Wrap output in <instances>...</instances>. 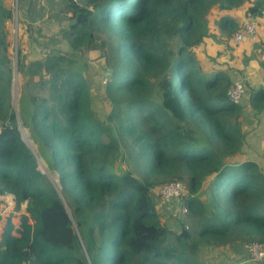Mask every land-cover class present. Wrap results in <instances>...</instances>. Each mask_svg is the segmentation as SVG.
<instances>
[{
	"label": "trees",
	"instance_id": "1",
	"mask_svg": "<svg viewBox=\"0 0 264 264\" xmlns=\"http://www.w3.org/2000/svg\"><path fill=\"white\" fill-rule=\"evenodd\" d=\"M246 1L257 32L264 0H65L71 16L61 37L72 51L105 37L99 47L110 69L102 84L110 110L100 119L85 74L72 55L52 48L26 64L17 49L25 81L16 111L6 24L12 8L0 0V195L11 194L16 208L25 203L17 227L5 219L0 264H201V244L264 243V174L240 156L242 110L226 96L231 79L222 67L243 63L241 42L230 39L241 24L227 14L216 20L225 49L208 56L206 72L195 53L209 35L212 6ZM247 101L264 110V87H248ZM19 120L61 196L38 168ZM122 152L139 175L119 165ZM183 176L180 198L192 229L173 231L151 189Z\"/></svg>",
	"mask_w": 264,
	"mask_h": 264
},
{
	"label": "rangeland",
	"instance_id": "2",
	"mask_svg": "<svg viewBox=\"0 0 264 264\" xmlns=\"http://www.w3.org/2000/svg\"><path fill=\"white\" fill-rule=\"evenodd\" d=\"M28 1H30L29 10L31 7H34L37 15L35 16L33 14L34 16L29 18L25 12V4H21V0H18L17 13H14L12 10V20L6 23L9 24L8 33L11 41L8 48L12 66L10 88L12 96L11 104L15 107L16 111H18V99L25 81V75L16 70L17 49L19 50V60L26 64L32 59L43 57L45 53L52 48L72 55L74 61H76L79 66V70L85 74L87 79L91 94V106L98 117L104 119L110 110L108 100L104 96L102 85L106 80L105 76L108 77L110 69L107 67V60L105 59L106 47H99L101 40H105V37H103L104 34L97 37L95 41L92 42L91 47L83 46L80 50L72 51L67 41L61 37L62 29L68 25L69 16H71V12L65 8V0H25L24 2L27 4ZM242 5L243 3L240 6L230 9H220L218 5L215 4L206 13L207 31L209 35L202 40L203 43L201 46L195 50L196 55L201 61H204V64L208 61V56L215 54L219 46L221 47L222 41L225 38L223 30L217 25L216 20L222 14H227L234 18L238 25L241 24L243 20ZM21 9H23V11ZM37 10L39 11L37 12ZM31 18L32 22L30 21ZM42 18H46V21L51 24L45 26L44 23L36 21ZM246 18L248 17H245L244 10V19ZM94 44L97 46L96 48ZM79 57L84 59V63ZM244 73L245 72H243V74ZM238 74H240V76L245 75L241 74V71L238 72ZM242 114L243 113H241V117ZM19 123L23 140L26 141L38 156L37 143L31 137L30 130L28 127L22 126L20 120ZM246 152L242 151L240 156L242 158H248L250 153L248 155V152ZM120 155L119 165L139 175L137 168L127 153L122 152ZM260 156L263 157L264 163V155L261 154ZM38 168L43 171L50 181L52 180L58 188L60 187L56 174L48 168L46 162L40 156H38ZM261 170L264 174V165L261 167ZM183 177L182 181L186 183L185 176ZM158 180H161V178H158ZM161 183L162 182L154 185L151 189V194L161 221L173 231H179L182 226L188 227L190 228L189 230H191V219L185 210V206L181 202L182 198H174L168 201L162 200L157 193L160 186L159 184ZM206 187V182H204L202 186V191L204 192L201 194V198H207V193L205 192ZM22 213H25V203H22L20 207L16 208L11 194L0 195V239L5 219L9 217L15 227H17ZM172 238L173 234L170 235V239ZM198 258L201 264H237L243 260L245 261V247L239 244H223L211 247L201 244L198 247Z\"/></svg>",
	"mask_w": 264,
	"mask_h": 264
},
{
	"label": "crops",
	"instance_id": "3",
	"mask_svg": "<svg viewBox=\"0 0 264 264\" xmlns=\"http://www.w3.org/2000/svg\"><path fill=\"white\" fill-rule=\"evenodd\" d=\"M4 1L11 2V0H4ZM24 1L25 0H21V4L22 3L25 4L26 6L25 12L27 16L30 18L35 15L36 11L34 7H31L29 10L30 1H28L27 4ZM248 5L249 3L246 1L243 3L241 7L243 12V20H244V10ZM21 10L23 11V9ZM30 21L32 22V18L30 19ZM36 21L44 23L45 26L51 24L48 21H46V18H42ZM257 21H258V25H257L258 28L255 39H250L246 37L244 38V40L241 41V43H239L240 49L238 53L243 52L244 54L236 53L237 54L236 57H238V59H242L243 63H239L237 66L235 65V67H228L227 65H222V67L224 71H226L229 74L231 81L233 79L241 77L245 79V82L247 84L246 93L242 97L241 101L238 103L241 106V110L243 113L242 125L245 132L244 140L242 144V151L245 152L247 151L248 153L247 152L246 153L248 155L250 153L248 159L255 161L258 167L261 169V167L264 165L263 157L260 156L261 154L264 155V110L258 112L255 111L250 107L247 101L248 87L249 88L264 87V15L258 17ZM231 43L234 42L231 40ZM222 48L224 47L219 46L218 50ZM201 67L204 72L208 70L207 68H210L209 65L206 66L205 64H202ZM240 71L241 74L245 72L244 73L245 75L243 74L244 76H240V74H238V72Z\"/></svg>",
	"mask_w": 264,
	"mask_h": 264
},
{
	"label": "built area",
	"instance_id": "4",
	"mask_svg": "<svg viewBox=\"0 0 264 264\" xmlns=\"http://www.w3.org/2000/svg\"><path fill=\"white\" fill-rule=\"evenodd\" d=\"M10 5L13 12L17 13L18 0H11ZM256 34V21L254 18L250 17L242 21L241 29L233 32L231 40L234 43H239L246 37L255 39ZM246 90L247 87L245 79L238 77L231 81L230 85L226 89V96L229 101L239 103L245 95ZM185 191V183L182 180L175 179L162 183L159 186L157 193L162 200L168 201L174 198H179ZM243 246L245 247V261L260 262L264 260V243L259 241H250Z\"/></svg>",
	"mask_w": 264,
	"mask_h": 264
},
{
	"label": "water",
	"instance_id": "5",
	"mask_svg": "<svg viewBox=\"0 0 264 264\" xmlns=\"http://www.w3.org/2000/svg\"><path fill=\"white\" fill-rule=\"evenodd\" d=\"M23 139V138H22ZM25 141V140H24ZM25 143H26V141H25ZM27 144V143H26ZM27 146L29 147V149L32 151V153L35 155V157H36V159H37V162H38V157H37V155L35 154V152L32 150V148L27 144ZM41 171V170H40ZM41 172H43V171H41ZM44 173V172H43ZM51 182H52V184H53V186H54V188L57 190V192L59 193V195L61 196V193H60V191H59V188L58 187H56L55 186V184L53 183V181L51 180Z\"/></svg>",
	"mask_w": 264,
	"mask_h": 264
},
{
	"label": "bare ground",
	"instance_id": "6",
	"mask_svg": "<svg viewBox=\"0 0 264 264\" xmlns=\"http://www.w3.org/2000/svg\"><path fill=\"white\" fill-rule=\"evenodd\" d=\"M24 132V131H23ZM27 134V133H26ZM54 183V182H53ZM55 184V183H54ZM56 186V185H55ZM57 187V186H56Z\"/></svg>",
	"mask_w": 264,
	"mask_h": 264
}]
</instances>
